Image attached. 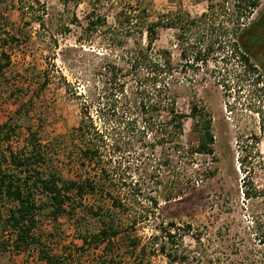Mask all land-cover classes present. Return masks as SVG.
<instances>
[{"label": "rangeland", "instance_id": "obj_1", "mask_svg": "<svg viewBox=\"0 0 264 264\" xmlns=\"http://www.w3.org/2000/svg\"><path fill=\"white\" fill-rule=\"evenodd\" d=\"M208 5L205 0H68L65 4L61 0H10L11 8L0 21V125L15 118L13 148L23 144L28 129L38 133L42 144L67 134L79 122L83 100L106 96L108 88L104 87L106 79L101 72L104 62H116L125 71L128 67L122 58L134 51L136 42L145 46V34L139 37L126 22L132 24L141 18L143 24H149L160 15L181 12V27L157 30L153 47L167 49L177 65L174 75L180 88L178 110L189 114V96L194 92L208 114L213 156H196L191 168L203 172L211 169L212 175L201 184H192L170 202L158 199L160 209L154 210L155 218L178 227L207 226L206 234L220 264H264V37L258 43H248V54L236 39L239 30L246 29L249 21L264 11V0L247 21L234 20L232 3L225 0L208 21L191 22L208 12ZM103 19L106 26L99 25ZM90 22L96 27L89 28ZM120 24L130 28L123 32L128 33L116 32ZM176 36L182 39L179 47ZM202 48L206 52L195 56L194 52ZM180 50L184 53L182 60ZM123 75L119 81L124 82L129 94L136 83L130 75ZM87 103L95 118L99 102ZM115 106L117 114L111 123H120L117 130L125 152L112 154V141L107 137L104 166L116 177L114 180L123 178L126 186L123 191L119 189L124 194L137 183L135 189L140 195L135 203L131 202L133 211L150 212L147 198L161 196L168 188L165 168L159 166L161 150L156 147L150 151L148 137L142 142L137 136L128 141L122 131L128 121L123 113L134 102L122 99ZM18 109L21 117L14 116ZM132 112L133 117L137 116L133 108ZM190 123H185L183 144L192 140ZM145 160L152 168L145 170L139 165ZM151 172L158 174L157 183L149 178ZM79 173L85 176L74 167L62 169L64 178H77ZM107 190L112 194L116 189L109 185ZM87 202L92 204V199ZM78 210L77 216L87 221V210ZM156 223L150 218L139 227L141 244L135 255L144 258L143 264H166L160 254L142 249L154 234ZM38 234L44 251L71 252V257H65V253L59 264H88L89 258L99 253L76 250L82 243L76 238L72 219L67 217L55 224L45 222ZM8 235L3 233L0 264H45L36 247L15 252ZM114 242L116 255L125 258L128 253L123 235ZM182 243L195 250L191 237L185 236ZM214 252L210 255L214 256Z\"/></svg>", "mask_w": 264, "mask_h": 264}, {"label": "trees", "instance_id": "obj_2", "mask_svg": "<svg viewBox=\"0 0 264 264\" xmlns=\"http://www.w3.org/2000/svg\"><path fill=\"white\" fill-rule=\"evenodd\" d=\"M9 1L0 0V21L11 8ZM61 1L65 4L68 0ZM205 1H209L208 12L192 19L191 22L194 24L208 21L213 15V10L222 6L225 0ZM230 1L233 9L231 15L237 21L249 20L262 2V0ZM181 15V12L160 15L155 22L149 24H143L141 18H136L132 24H129L130 21L126 22L139 37L145 34V46L136 42L134 51L122 58L128 67L125 71L116 62L111 63L107 60L104 62L101 72L106 79L104 87L108 88L106 96L104 94L98 98L92 97L88 101L83 100L79 122L67 134L54 137L46 144H42L38 133L28 129L23 144L13 148L11 142L17 133L15 118L12 117L0 125V245H4L3 233L8 232L7 240L15 252L36 247L40 260L45 264H59L65 257H71V252L67 253L65 249L59 253L44 251L38 233L45 222L55 224L58 219L67 217L72 219L76 238L82 243L76 250L87 253L99 252L97 257L89 258L88 264H143L144 258L135 255V249L141 244L138 231L140 225L146 224L152 218L157 223L153 228L154 234L142 246L145 253L150 250L151 253L160 254L166 260V264H202L205 261L220 264V258L213 251L211 239L206 234L207 226L194 228L190 224H185L178 227L174 223L159 221L154 214V210L160 209L158 199L163 203L170 202L181 196L192 184H201L212 175L211 169L203 172L191 168L196 156L206 158L213 156V135L208 114L194 92L189 96L191 99L189 114L184 115L178 110L180 88L174 75L177 65L173 64L167 49L155 50L153 47L157 30L177 29V25L180 26L182 21ZM101 23L99 25L106 26L104 19ZM91 26L96 27L92 22L88 23V27ZM119 26L117 33H128L123 32L129 30V27L124 28L121 24ZM263 37L264 11L259 13L255 20L249 21L246 29L239 30L236 39L248 54L250 51L248 43H258ZM176 41L179 47L181 37L176 36ZM205 52V48H202L194 53L195 56H199ZM183 57V50H180V60ZM245 61L247 62L246 59ZM123 72L127 76L130 75L136 83L129 94L124 82L119 81V77L124 78ZM140 74L143 76L140 77ZM74 93L76 95V92ZM118 93L121 94L120 98ZM122 99L123 102H134V106L128 107L123 113L126 114L128 121L122 131L128 141L137 136L142 142L148 137L150 151H154L156 147L161 150L159 166L165 168L164 177L168 188L161 196L147 198L150 212H134L131 202L135 203L140 195L139 190L135 189L138 184H134L133 189L129 186L130 193L124 194L122 191L126 184L123 178L114 180L116 177L110 175L104 166L103 154L108 147L107 137L112 141L110 145L112 154L125 152V146L121 144V132L117 130L120 123H116V120L111 123L112 117L117 114L115 105ZM87 102H99L95 118L90 112L91 104ZM132 108L137 112V116H132ZM20 112L21 109H18L14 116L21 117ZM26 115L25 112L24 116ZM187 120L191 121L192 140L183 144L181 138ZM140 164L145 170L148 167L152 168V164L147 160L140 161ZM70 167L80 169L85 176L79 173L77 178H64L62 169ZM90 172L93 176H90ZM149 178L156 180L155 183L159 181L158 174L152 173ZM109 185L110 188L112 186L116 189L112 194L107 190ZM128 195L130 197H127ZM87 199H92V204H89ZM79 207L87 210V221L77 216ZM119 235H123L126 240L128 254L125 258H121L115 252L118 248L114 240ZM185 236L191 237L194 251L183 245ZM210 252H214V256L210 255Z\"/></svg>", "mask_w": 264, "mask_h": 264}]
</instances>
